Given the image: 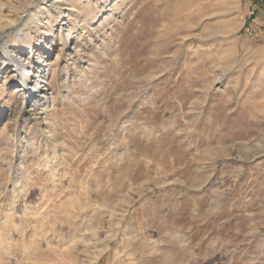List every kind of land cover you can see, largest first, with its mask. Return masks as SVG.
I'll list each match as a JSON object with an SVG mask.
<instances>
[{
	"label": "rangeland",
	"instance_id": "obj_1",
	"mask_svg": "<svg viewBox=\"0 0 264 264\" xmlns=\"http://www.w3.org/2000/svg\"><path fill=\"white\" fill-rule=\"evenodd\" d=\"M60 1L7 0L0 16V264H14L3 256L13 243H31L39 259L46 245L73 240L77 254L108 249L95 264L108 254L120 264L119 249L121 257L126 249L146 254L149 240L163 254L196 252L188 264H264V227L256 223L264 221V152L230 158L250 125L264 126V0H212L226 9L230 34L199 39L208 22L201 21L180 29L191 36L183 43L152 36L196 23L198 10L176 6L203 0ZM150 51L156 59H146ZM171 52L162 75L141 78L169 63L160 57ZM9 56L25 60L27 77L43 65L45 101L27 96ZM193 99L203 104L184 116L196 119L186 125L180 117ZM221 142L233 146L229 158L193 161ZM193 180L198 187H185ZM129 188L131 208L122 198ZM104 195L114 207L96 211ZM210 207L216 211L206 215ZM71 215V227H52ZM138 216L146 227L136 226ZM89 219L101 230L83 231ZM204 252L211 260L200 259Z\"/></svg>",
	"mask_w": 264,
	"mask_h": 264
},
{
	"label": "clouds",
	"instance_id": "obj_2",
	"mask_svg": "<svg viewBox=\"0 0 264 264\" xmlns=\"http://www.w3.org/2000/svg\"><path fill=\"white\" fill-rule=\"evenodd\" d=\"M177 8H187L189 10L195 9L199 11L200 19L196 23L192 24H186V25H169L162 28H157L155 31V35L152 36V40L155 42H161V41H168L170 38H174L175 42L177 43H183V41L190 39V35H181L180 29L184 28L186 32H191L192 29L200 26L201 21H208L207 23H204L202 27H200V31L196 33V37L199 39H208L210 37H223L226 35H229L232 29L229 26V22L225 19H223L224 11L226 10L224 6L220 3H213L212 0H203L202 3L197 4H187V5H177ZM164 45L158 43L157 49L159 51H163ZM176 53H165L163 56H161V59L167 58L169 63L166 65L161 66V68H151L148 70L147 75L142 76L141 78L149 81L151 79H155L157 73L162 75L163 71L167 70V68L171 67V59L175 57ZM147 60L156 59L155 56H153L150 53L146 56ZM217 80L220 79L219 76L216 77ZM195 90V89H194ZM230 99V97H229ZM203 99H193L191 104L189 105L188 111L181 115V119L184 120L185 115H189L193 112L197 111V105H202ZM184 123L186 125H195L196 119L192 120H184ZM221 125H218L214 130L219 132ZM187 131H192V127H189ZM231 144H223L217 143L213 148H205L201 151H198L193 157V161L195 163L203 164V165H213L215 166L216 160H222L229 158V154L232 149ZM264 152V126H259L256 124L250 125L247 129V136L246 139L242 142L240 151L237 152L235 156H231L230 158L235 160H248L251 158H255L257 153ZM227 153V155H225ZM211 154L210 159H205V157L209 156ZM203 169H198V171H202ZM243 171V168L237 167L234 169L232 178L233 180L236 179V176L239 175ZM210 177V173L208 175H205L200 178L201 182L208 180ZM112 181L109 180L108 184H111ZM185 187L194 190L196 187H198V184L193 180L192 182H186ZM150 190V189H149ZM109 191H111L109 189ZM134 192L133 188H129L127 190V194L123 195V199L127 201L128 208L132 207V204L135 203V200L132 197V193ZM140 193L137 192L136 195H139ZM217 197H221L224 195L223 191L215 193ZM214 203H218L217 201H214ZM96 211H111L114 207L113 202L108 199L107 195H104L101 197L99 201H97L94 205ZM85 209H81V211H84ZM216 211L215 207H210L205 210V214H211ZM125 213L121 212L120 215L123 216ZM36 215H39V213H36ZM33 219L35 216L32 217ZM77 217L75 215L67 216L65 219H56L55 223L52 225V227L59 226H67L71 227V222L76 220ZM203 222V220L201 221ZM91 219L86 220L84 224L86 225L83 227V231L85 232H91L95 233L97 231H100L101 228L99 224L95 228L91 227ZM258 226L264 227V221H257L256 222ZM27 231V229H25ZM76 231H81V228H77ZM23 235V233L21 234ZM111 236L106 237V239H111ZM33 239H36L33 237ZM77 243V241L73 240L70 243L65 244L62 247H55L52 245H46L41 252V256L39 259H33L30 256V253L32 251L33 245L30 243L28 245L24 244H16L13 243L9 245L4 251L3 256L10 257L11 260L14 262V264H85V260H90V264H95V262L105 253L108 251V249L101 248L98 249L95 252L92 253H74L73 252V246ZM128 247H132L131 244L128 245ZM83 258H80V257ZM178 256L180 257V260L183 262V264H188L190 260H193L196 256V252H179ZM213 256V253L211 252H204L200 254V259L207 262L211 260ZM7 264V262H5Z\"/></svg>",
	"mask_w": 264,
	"mask_h": 264
},
{
	"label": "crops",
	"instance_id": "obj_3",
	"mask_svg": "<svg viewBox=\"0 0 264 264\" xmlns=\"http://www.w3.org/2000/svg\"><path fill=\"white\" fill-rule=\"evenodd\" d=\"M21 0H16V2H19ZM22 3V2H21ZM7 0H0V16L4 15V12L7 10ZM18 7H21V5H18ZM18 7L16 8V10L18 9ZM151 211L153 212L154 209L150 208ZM139 219L137 221L136 226H143L146 227V221L143 216H138ZM142 230V228H141ZM150 231V230H149ZM144 238L145 235H144ZM150 236H147V239H149ZM154 242L152 240L148 241V246L150 247V249H147L148 252L146 254L142 253L140 254V251H129L126 249L125 251V255L124 257H121V250L119 249V262L120 264H150L148 262H152L151 264H176V262L180 261L181 264H183V262L180 260V257L177 255V253H173L171 252L170 254L165 252L163 254V252H156L155 247L156 245L153 244ZM159 245V244H157ZM159 248H161V245L158 246ZM190 249V248H189ZM151 250V252H150ZM130 253L132 254H138V256H134L131 257ZM140 254V255H139ZM110 254H108V256L106 255V257L103 258V260L105 261L104 264H114V256L109 257ZM133 258V259H132ZM99 261V260H98Z\"/></svg>",
	"mask_w": 264,
	"mask_h": 264
},
{
	"label": "bare ground",
	"instance_id": "obj_4",
	"mask_svg": "<svg viewBox=\"0 0 264 264\" xmlns=\"http://www.w3.org/2000/svg\"><path fill=\"white\" fill-rule=\"evenodd\" d=\"M60 1V0H57ZM59 3V2H58ZM61 3V1H60ZM16 24L18 23H13L12 24V28H14L13 26H16ZM5 51V57L8 56L9 51L7 49L4 48ZM10 57V56H9ZM11 62L14 65V69L15 71L18 72L19 76H22L23 80H22V87L27 91V96H29L31 98V100L34 103H40V100H44L47 97V94L45 92V82H46V72L44 70V67L42 64H39L37 67H35V69L30 70V76L27 77L25 76L23 73L25 72V65L26 62L23 59H19L16 58L15 56H11L10 57ZM21 80V79H20Z\"/></svg>",
	"mask_w": 264,
	"mask_h": 264
}]
</instances>
